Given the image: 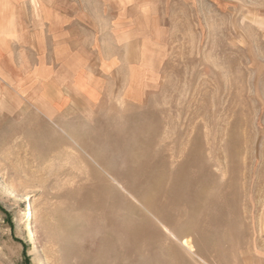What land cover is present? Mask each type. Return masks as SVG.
<instances>
[{"label":"rangeland","instance_id":"374dc122","mask_svg":"<svg viewBox=\"0 0 264 264\" xmlns=\"http://www.w3.org/2000/svg\"><path fill=\"white\" fill-rule=\"evenodd\" d=\"M263 188L264 0H0V264H263Z\"/></svg>","mask_w":264,"mask_h":264},{"label":"crops","instance_id":"0c3cea01","mask_svg":"<svg viewBox=\"0 0 264 264\" xmlns=\"http://www.w3.org/2000/svg\"><path fill=\"white\" fill-rule=\"evenodd\" d=\"M262 211H261V223L260 229L262 231V261L264 264V188H263V197H262Z\"/></svg>","mask_w":264,"mask_h":264},{"label":"bare ground","instance_id":"6f19581e","mask_svg":"<svg viewBox=\"0 0 264 264\" xmlns=\"http://www.w3.org/2000/svg\"><path fill=\"white\" fill-rule=\"evenodd\" d=\"M160 190H161V188H159ZM159 193L161 192V191H158Z\"/></svg>","mask_w":264,"mask_h":264}]
</instances>
